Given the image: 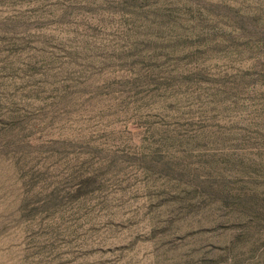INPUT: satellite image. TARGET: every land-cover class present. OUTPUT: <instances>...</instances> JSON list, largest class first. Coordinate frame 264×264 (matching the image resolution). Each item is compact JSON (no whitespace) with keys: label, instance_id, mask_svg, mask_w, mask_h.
Segmentation results:
<instances>
[{"label":"rangeland","instance_id":"374dc122","mask_svg":"<svg viewBox=\"0 0 264 264\" xmlns=\"http://www.w3.org/2000/svg\"><path fill=\"white\" fill-rule=\"evenodd\" d=\"M0 264H264V0H0Z\"/></svg>","mask_w":264,"mask_h":264}]
</instances>
